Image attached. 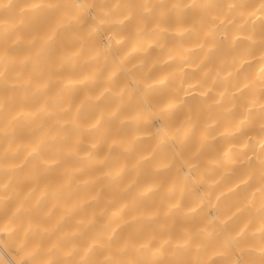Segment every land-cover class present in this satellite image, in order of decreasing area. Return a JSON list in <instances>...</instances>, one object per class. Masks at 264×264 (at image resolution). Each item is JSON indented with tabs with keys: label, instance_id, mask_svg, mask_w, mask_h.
<instances>
[{
	"label": "clouds",
	"instance_id": "clouds-1",
	"mask_svg": "<svg viewBox=\"0 0 264 264\" xmlns=\"http://www.w3.org/2000/svg\"><path fill=\"white\" fill-rule=\"evenodd\" d=\"M0 264H264V0H0Z\"/></svg>",
	"mask_w": 264,
	"mask_h": 264
}]
</instances>
